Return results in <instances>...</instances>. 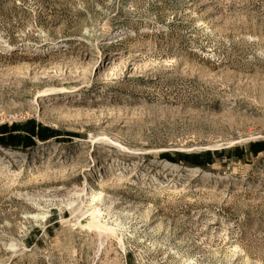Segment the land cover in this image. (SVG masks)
Segmentation results:
<instances>
[{
	"label": "rangeland",
	"instance_id": "obj_1",
	"mask_svg": "<svg viewBox=\"0 0 264 264\" xmlns=\"http://www.w3.org/2000/svg\"><path fill=\"white\" fill-rule=\"evenodd\" d=\"M0 264H264V0H0Z\"/></svg>",
	"mask_w": 264,
	"mask_h": 264
},
{
	"label": "bare ground",
	"instance_id": "obj_2",
	"mask_svg": "<svg viewBox=\"0 0 264 264\" xmlns=\"http://www.w3.org/2000/svg\"><path fill=\"white\" fill-rule=\"evenodd\" d=\"M168 167H172L170 165H167ZM174 168V167H173ZM102 212V211H101ZM100 211H96L93 213V216H87L84 217L83 219H81V221L79 222V225L81 228L87 229V230H91V231H100L101 235L102 232L104 231H108V230H113L111 227H108L107 225H103L100 221L103 219V214Z\"/></svg>",
	"mask_w": 264,
	"mask_h": 264
},
{
	"label": "trees",
	"instance_id": "obj_3",
	"mask_svg": "<svg viewBox=\"0 0 264 264\" xmlns=\"http://www.w3.org/2000/svg\"><path fill=\"white\" fill-rule=\"evenodd\" d=\"M10 138H11V137H10ZM12 139H16V138L12 137ZM23 144H24V143H23ZM27 145H28V144H26V145L24 144L23 146H27Z\"/></svg>",
	"mask_w": 264,
	"mask_h": 264
}]
</instances>
